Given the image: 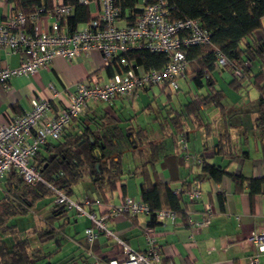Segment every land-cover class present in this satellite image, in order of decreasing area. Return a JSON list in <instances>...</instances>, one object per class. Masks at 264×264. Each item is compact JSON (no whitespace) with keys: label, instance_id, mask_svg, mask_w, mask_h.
I'll use <instances>...</instances> for the list:
<instances>
[{"label":"crops","instance_id":"1","mask_svg":"<svg viewBox=\"0 0 264 264\" xmlns=\"http://www.w3.org/2000/svg\"><path fill=\"white\" fill-rule=\"evenodd\" d=\"M69 1L41 0L40 5L47 10H53L59 4L72 5L74 7L72 16L75 13V5ZM86 6L93 15L96 9L95 2L92 1ZM136 6L141 7L138 2ZM1 10L0 20L5 13V8ZM48 14L44 13L43 15L45 25H51L56 19L54 15ZM128 14L129 9H126L119 20L120 25L128 22L126 17ZM68 18L64 20L63 28L71 31L68 26ZM85 24L86 22L78 24L75 30L83 28ZM20 59L21 54L12 55L8 54L7 50L0 51L1 66H16ZM196 64H198L196 59L189 60L188 71L181 80L186 81L189 94L193 90L192 85L194 84L200 91H204L199 95H205L209 93L205 78H203L201 86H197L193 80V69ZM225 73L226 71L220 68H216L212 72L216 87L220 76L225 77ZM110 75V66L98 50L82 53L72 60L56 57L50 65L42 67L37 74L14 76L9 81L7 88L0 86V120L10 119L16 114L28 110L33 96L52 99L51 84L65 97L75 90V84L78 81L89 83L92 79H96L105 82ZM250 82L251 78L245 80L248 86L243 88L244 91L254 87ZM153 87L138 90L137 93L129 97L116 98L110 103L90 102L81 116L73 120L65 130V134H70L80 132L88 125L95 128L97 119L104 118V120L112 121V124H117L123 133H127L128 128H133V132L140 130L142 132L137 134L135 139L130 138L127 142L129 145L124 148L126 149L124 153L131 152L133 159V168L128 172V175L123 172L122 179L116 183L115 188L106 191L104 195H100L92 185V196L99 195L103 199V204L101 206L93 205L91 209L101 216L109 212L111 206L118 205L127 195L138 199L142 198L140 184L143 178L136 175L134 171L143 164L145 159L150 158L153 145L157 150V155L150 168L156 172L160 181L169 183L172 189L191 186L195 180L201 181L203 191L201 199L193 204H189L185 200L183 208L193 219L199 220L203 217L205 205L210 204L212 216L209 225L202 229H193L178 216L175 223L156 221L154 226H150L151 214L137 216L118 214L108 218L110 228L137 250L148 248L146 229L152 228L151 234L155 238V246L166 264H248L249 256L256 252V246L247 238L252 233L264 232V183L260 190L256 188L257 191L252 192L249 182L246 181L238 190L235 181L229 175H223L220 181H215L209 174L203 172L202 167L205 162H208L224 168L230 173L243 174L246 178L264 176V126L259 128V123L256 124L258 114L251 113L246 119H240L239 112L242 107H235L238 116L236 123L233 124L227 120L228 111L225 106L221 110L214 104L202 102L200 111L196 113L194 110H188L185 106L193 97H199L194 95L184 101L185 99L178 94V90H172L168 86H157L166 98L156 106L150 102L141 111L138 109L137 112L134 111L137 109L127 105ZM243 89L239 92H242ZM174 94L175 97H173ZM258 99L259 93L257 101ZM54 101L56 104L53 105L51 115L57 112L58 102ZM212 117L216 119L210 120L209 118ZM242 120L246 124L241 123ZM176 123L178 124L176 125ZM214 123L217 128L215 134L212 129ZM244 125L252 130L256 129L254 136L243 130ZM179 126L181 127L179 128ZM203 128L207 135L203 133L200 144L195 146V151L189 152L191 157L188 161L180 149V144L178 147L177 139L179 142L182 133H185L189 139L191 133L202 131ZM235 129H241V132L237 134L232 131ZM125 139L124 137L123 140ZM52 142L57 143L56 140H51L50 143ZM132 142H137L138 145L142 143L143 156L134 153L131 149L135 148ZM221 142H223L222 151L217 146ZM41 151L48 153L45 148ZM198 159H202V162H199ZM8 175L0 182V214L4 213V204L13 203L15 206V202L27 207L28 211L5 219L6 225L13 227L8 235L1 231L0 226V238L6 247H11L18 240L28 239L31 249L39 258V264H93L97 259L122 260L125 257L122 246L111 237L100 234L94 241H88L85 230L91 226L92 222L87 216L79 215L74 210H68L65 217L52 219L56 210L52 199L54 195H42L34 188H29L24 199L18 198L16 196L18 189ZM84 179L89 180L87 177ZM74 186L72 187V198ZM47 196L51 200L45 202L42 198ZM77 200L81 201V199ZM43 202L44 204H41ZM37 208L39 211L43 210L44 215L39 218L35 217L33 220L34 229H31L30 226L27 227V232L32 234L25 235L24 238L16 236L19 233L18 224L13 223L15 222L13 217L20 219V216L30 213L32 209L36 211ZM36 228L52 229V231L41 240L34 232ZM46 242L53 245L48 251L42 247ZM259 264H264V252L259 256Z\"/></svg>","mask_w":264,"mask_h":264},{"label":"built area","instance_id":"2","mask_svg":"<svg viewBox=\"0 0 264 264\" xmlns=\"http://www.w3.org/2000/svg\"><path fill=\"white\" fill-rule=\"evenodd\" d=\"M17 1L0 0V7L5 8L0 20V51L21 54L18 65H0L1 87L7 88L14 76L37 74L56 57L72 60L94 49L102 54L110 66L111 75L105 82L96 79L89 83L78 81L75 90L65 97L51 84L52 99L33 96L28 110L10 119L0 120V182L15 171L27 184L45 183L41 169L33 163L35 154L51 140L61 139L67 126L81 116L90 102L110 103L151 86H168L172 90H179L180 80L188 70V49L195 45H210L212 41L211 33L198 19L169 18L167 0H143L139 11L133 13V22L124 25L119 24L121 0H77L85 5L94 1L96 9L83 28L74 31L63 28L64 20L74 11L72 5L59 4L53 10L41 6L25 14ZM44 13L55 16L51 25L44 24ZM141 48L165 54L166 65L161 69L149 70L140 65L127 67L122 54ZM216 57L217 64L225 67L232 76H242V70L229 62L220 51H216ZM54 100L58 102L57 112L51 115L56 104ZM179 144L185 159L189 161L191 155L185 133L180 135ZM198 161L202 162V159ZM48 186L54 191V204L57 207L74 210L91 220V226L85 230L88 241L92 242L98 235L104 234L122 246L125 254L122 260L97 259L93 264H166L155 246L152 228L146 229L148 248L137 250L121 239L108 224V218L112 215L150 214V207L142 198L127 195L118 205L111 206L109 212L98 216L91 208L103 204L99 195L78 201L54 185ZM173 193L181 199L182 206L185 200L193 204L202 197L201 181L195 180L191 186L175 188ZM211 216V205L206 204L201 219H193L187 214L186 225L193 229L205 228ZM155 220L175 223L178 216L173 210L161 209L155 213ZM247 240L256 246V252L249 256L248 264H259V256L264 252V232L252 233Z\"/></svg>","mask_w":264,"mask_h":264},{"label":"trees","instance_id":"3","mask_svg":"<svg viewBox=\"0 0 264 264\" xmlns=\"http://www.w3.org/2000/svg\"><path fill=\"white\" fill-rule=\"evenodd\" d=\"M167 1L169 18L174 20L198 19L202 26L211 33L210 45H195L187 51L188 61L196 59L198 63L193 69V80L197 86H201L205 78L209 93L199 95V98L193 97L185 107L197 113L200 111L202 102L214 104L221 110L224 109L222 102L224 93L222 89L215 86L212 78V72L216 68L226 71L225 67L217 64L216 51H220L229 62L242 70L241 77L233 76L229 82L235 89L240 91L247 87L245 80L251 78L250 83L259 93L256 124L259 123L258 127L262 128L264 126V0ZM69 2L75 5L74 15L68 18V26L72 31L78 24L88 22L92 15L88 6L78 3L77 0ZM137 2L138 0H121L120 17L126 9H129L126 17L128 22H133V13L140 9L136 6ZM17 3L25 14L32 13L42 6L40 5L41 0H18ZM122 56L126 60L127 67L140 65L146 70L161 69L167 63L165 54L151 52L144 48L130 49ZM96 123L95 128L88 125L80 132L63 133L62 138L56 140L57 143L48 142L37 151L33 163L41 169L45 183L27 184L17 172H11L8 176L18 189L16 196L24 199L29 188H34L42 195H54L53 189L48 184L66 191L71 196L72 187L84 177L89 178L100 195L113 190L123 176L122 156L126 150L124 148L129 145L127 142L130 138L135 139V136L142 132L141 130L133 132V128H128L127 133H123L117 124H112V121L104 120V118L97 119ZM124 137L125 140H123ZM177 143L179 147L178 139ZM222 143L217 145L220 151L223 150ZM132 145L135 147L131 148L134 153L144 155L142 143L138 145L137 142H132ZM43 148L48 152L47 154L41 151ZM156 155L157 150L152 145L150 158L145 159L143 164L134 171L136 175L143 178L140 192L142 199L150 207L149 225H155V213L161 209L173 210L187 223V212L182 206L181 199L173 193L169 183L160 181L156 172L150 168L154 164ZM97 164H99L98 169ZM202 170L215 181H220L223 175H229L235 181L238 190L246 181L249 182L252 192L257 191L256 188L260 190L264 183V176L246 178L243 174L230 173L208 162L203 164ZM26 201L24 202L27 203ZM4 205V213L0 214V226L1 231L8 235L13 227L6 225L7 217L25 213L28 209L19 202H15V206L13 203ZM54 206L56 210L52 219L66 216L68 209L57 207L55 204ZM51 231L52 229L36 228L34 232L43 240ZM0 264H39V258L31 249L28 239L18 240L11 247H6L0 238Z\"/></svg>","mask_w":264,"mask_h":264},{"label":"rangeland","instance_id":"4","mask_svg":"<svg viewBox=\"0 0 264 264\" xmlns=\"http://www.w3.org/2000/svg\"><path fill=\"white\" fill-rule=\"evenodd\" d=\"M142 3H143V0L138 1L139 5H142ZM1 9H2V7H0V15L2 13ZM196 66H197V64L195 65V67ZM232 78H233V76L229 72H227V70H226L225 77L220 76L219 81L217 83V87L221 88L223 93H224V98L222 99V102L228 111L227 112V120L229 123L234 124V123H236L237 116H238L236 114V110H235L236 108L235 107H238V106L242 107V110L239 112V116H241L240 119H246L248 117V115H250L251 113H257L258 93H257V90L255 87L250 88L248 91H244V89L242 88L243 89L242 92H239L237 89H235L229 83V81ZM192 88H193V90L189 94L188 93L189 88L186 84V81L180 80V89L178 90L179 93L178 92L177 93L180 94V96H182V98L185 99L184 101H186V100H189L190 98H192L194 95H196V97H199L200 92L201 93L204 92V91H200L199 88L196 87L194 84L192 85ZM173 97H175V94L173 95ZM165 98H166L165 95L159 91V88L157 86H154L153 88L149 89L146 93H143L141 95V97L135 99L134 102H129L127 105L129 107L132 106L133 109H137L134 111L138 112L139 110L141 111V109H143V107H145V105H147L148 103L151 102L153 104V106H156L158 103L163 102L165 100ZM133 109H132V112H134ZM215 109L219 111V109H217V108H215ZM218 111H216V112H218ZM209 119L214 120L216 118L212 117ZM241 123L246 124V122L244 120H242ZM212 129L214 130L213 134H215V131L217 130L215 123L213 124ZM243 130L247 131L249 134H251L253 136H254V133H256V129L252 130V128H248L246 126L244 127ZM232 131L239 134L241 132V129H235ZM205 132L206 131L203 128L202 131H197L196 133H191V135L188 139V151L190 153H193L195 151L196 144H198V143L200 144L201 137L203 136V133H205ZM132 161H133V159H132L131 152H125L124 156H123V165H124V172L126 173V175H128V172L133 168ZM127 180H129V179H127ZM92 192H93L92 183L88 179H83L74 186L73 198L75 200L81 199V201H83L86 198L93 199L94 195L92 196ZM42 199H44L45 202L51 200L49 196L42 198ZM52 199L54 200L53 197H52ZM41 204H44V202ZM43 213H44L43 210L39 211V209L37 208L36 211H35V209L34 210L32 209L30 211V213L25 214L26 216L25 215L20 216V219H16L15 217H13L15 219V222H13V223L18 224L17 229H18L19 233L16 234V236L24 238V237H26L25 235H31L32 234L31 232H30V234L27 232V227L30 226L31 229H34L33 220L35 219V217L39 218L40 216L44 215ZM52 246L53 245L50 242H46L45 246H42V247L46 251H48L49 249L52 248Z\"/></svg>","mask_w":264,"mask_h":264},{"label":"water","instance_id":"5","mask_svg":"<svg viewBox=\"0 0 264 264\" xmlns=\"http://www.w3.org/2000/svg\"><path fill=\"white\" fill-rule=\"evenodd\" d=\"M95 151H96V152H98V150H95ZM96 167H97V169H98V167H99V164H97V165H96Z\"/></svg>","mask_w":264,"mask_h":264}]
</instances>
